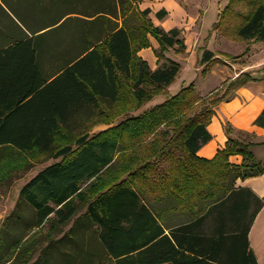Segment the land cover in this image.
<instances>
[{"label": "trees", "instance_id": "16d2710c", "mask_svg": "<svg viewBox=\"0 0 264 264\" xmlns=\"http://www.w3.org/2000/svg\"><path fill=\"white\" fill-rule=\"evenodd\" d=\"M6 1L0 11L3 2L21 20L15 7L25 0ZM28 2L36 11L50 7V0ZM75 2L94 19L76 27L68 47L60 40L48 45L68 20L33 37L0 27V185L22 172L25 155L53 161L21 188L0 229V264L26 242V228L65 226L83 208L33 264H257L248 233L264 200L235 188L237 180L264 173L252 136L225 124L224 148L210 160L197 153L212 139L207 127L215 109L264 75L242 73L206 95L193 82L167 94L180 64L166 59L151 70L138 54L150 48V38L159 44L158 62L164 52L183 54L181 31L155 26L151 10L132 0ZM166 15L155 13L158 20ZM58 18L39 31L64 16ZM211 31L234 42H264V0H227ZM47 57L55 62L50 75L42 67ZM198 62L203 78L222 64L207 49ZM254 123L264 128V109ZM100 125L106 128L92 131ZM233 156H241L240 165L229 162ZM239 193L250 203H236ZM25 207L34 212L30 224Z\"/></svg>", "mask_w": 264, "mask_h": 264}, {"label": "rangeland", "instance_id": "374dc122", "mask_svg": "<svg viewBox=\"0 0 264 264\" xmlns=\"http://www.w3.org/2000/svg\"><path fill=\"white\" fill-rule=\"evenodd\" d=\"M132 1L133 5H135L138 9L140 8V10L141 4L146 3L142 7H146L151 10L149 17L155 26H157V22H162L168 27H174L181 31L180 38L184 40L186 51L183 54H176L172 50L164 52V57L162 56L163 58H161L159 62L157 60V65H159L161 62H165L166 59H170L178 62L181 66L180 74L175 79L174 84H172L167 89V94L174 95L180 90V88L193 82L195 84L197 93L200 95H206L214 88L221 86L222 82L226 78L235 79L242 73H262V75H264V42H234L233 40L226 39L225 42H222L224 41L222 40L223 38L216 36V34L212 33L211 31L219 11L224 9L227 4V0ZM165 1L172 2V6H169L170 3L168 6H161ZM6 2H8V0ZM1 7H3L5 11L6 7L3 2L1 3ZM19 8L21 20H18L13 15H11L13 12L10 9H6L5 12L0 11V27L6 31L4 34L7 35L10 30L15 31L18 29L16 31L19 33L21 31V33L23 32L26 35L28 34V36H34L33 33L35 31L41 30L49 23V21L52 22L55 19V17L52 16L55 14H51L50 7H46V10L44 11L41 9L40 11L34 12V8L31 7L28 0L23 1ZM159 9H166L168 11V14L163 20H158L155 17V13ZM76 10L83 12L85 11L86 13L90 12V10L86 9L82 3L76 5ZM176 10H180L182 15L176 14ZM74 17L68 19L65 28L66 31H62L63 33L59 37L49 36L50 38L48 40V45H54L58 40L64 41L65 44L72 43L73 34L76 32V27H79V30H83L88 26L90 27V23H93L92 20L94 19V17ZM71 19H80L81 22L77 24L74 22V20L70 21ZM85 21H87L89 24H87ZM73 27L75 29H73ZM47 30L49 29L39 31L37 35ZM51 31L49 34L52 33ZM52 35H55V33ZM214 38L215 41H217V45H215ZM51 40L53 42H51ZM151 42H154L155 46H157L156 49H152L156 57L160 52L159 44L153 38H150V48H152ZM204 49L212 51L216 55V58L222 61V64L215 65L205 78L201 76L204 66L202 67L198 62ZM45 60L46 59H44V61ZM44 63L45 62H43V64ZM163 99V96L155 98L145 108H143V110L154 104L156 105L160 103ZM103 126L104 125L98 126L92 131L98 132L105 128ZM23 159L28 165L26 164L22 166L24 168L22 172L13 173L6 181L2 183V185H0V229L5 227L3 224L18 206L20 201L19 192L21 188L26 183H28L39 171L53 162L52 160L46 159L42 156L39 157L38 155L32 157L25 155L23 156ZM24 160L21 162H24ZM84 211L85 208L80 209L77 215L65 226L55 228L46 222L40 228L33 229L29 232L26 228L24 231H27L26 237L24 238L26 242L22 244V247L19 250L17 249L12 252L11 260L6 264H33L41 256V253L48 246V243L50 241L59 240L62 238L69 231V229L72 228L75 220ZM33 214L34 212L32 209L25 207L24 215L26 217V224L32 223ZM24 226L25 223H22L21 227ZM17 235L18 231H14L9 236V238L13 239ZM82 236H84V240L88 242V233H85Z\"/></svg>", "mask_w": 264, "mask_h": 264}, {"label": "crops", "instance_id": "0c3cea01", "mask_svg": "<svg viewBox=\"0 0 264 264\" xmlns=\"http://www.w3.org/2000/svg\"><path fill=\"white\" fill-rule=\"evenodd\" d=\"M61 1L62 0H50V12L51 14L53 13L55 14L52 16H55V18L56 17L60 18L64 16V18L61 19V21H59V23L56 26L48 29L56 28L62 22L64 21L66 22L71 17L74 16L84 17L85 12L76 10V5L78 4L75 2L76 0H66L69 2H65L64 5H62ZM171 3L172 2L165 1L161 6L165 7V5L168 6V4L169 6H172L173 3L172 4ZM144 4L146 3L141 4L140 6L141 10L148 9L146 7L145 8L142 7ZM15 8L17 10H20L19 7H15ZM162 9H159L158 11ZM40 10L41 8H39L38 11ZM164 10L168 14V11L166 9ZM35 11L36 10L34 9V12ZM176 14L182 15L180 10H176ZM157 26L163 28L166 31L171 29H177L174 27L173 28L168 27L164 25L162 22L161 23L157 22ZM58 32L59 34L57 37H59L63 33L62 31H58ZM34 36H37V33H35ZM29 37H33V36L29 35ZM222 40H224L222 42L226 41L225 39ZM216 42L217 41H215V45H217ZM151 44H152L151 45L152 48L143 49L139 52L138 55L142 58V60L147 62L151 70H155L159 65H157V58L155 57V53L152 49H156L157 46H155L154 42H151ZM69 45L70 44L64 43L63 46L68 47ZM44 62L45 63L42 65L43 71L46 74L50 75L52 71H55V62H53V60L49 57H47ZM263 64H264V58H263ZM253 76L256 79H260L262 73H256L253 74ZM263 109H264V81L259 80L250 83L245 87L240 88L237 91V95L235 96V98H233L229 102L221 103L215 109V115L212 118L211 123L207 127V131L211 134L212 139L207 144H205L200 148V150L197 153V156L210 160L215 156L217 150L223 149L227 141L223 125L230 124L233 130L235 131V134L238 132H242L252 136L251 137L252 142L255 143V146L251 148V151L255 156V158L257 159V161L262 166H264V128L257 126L254 123L255 120L259 117V115L263 111ZM103 127L106 128V126ZM229 162L234 165H240L242 162V158L241 156H233L230 157ZM235 188L236 190H241V189L249 190L257 198L264 200V173L261 176L247 178L245 180H237L235 184ZM235 200L236 203H250V199L246 193H239L235 195ZM248 244H249V248L251 249V251L253 252L256 258L257 264H264V205L261 208V210L258 212L250 228V231L248 233Z\"/></svg>", "mask_w": 264, "mask_h": 264}]
</instances>
